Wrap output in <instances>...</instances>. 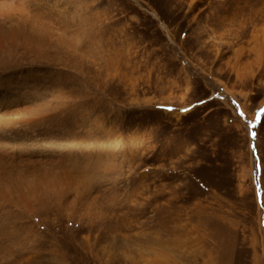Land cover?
<instances>
[{"label":"rangeland","instance_id":"obj_1","mask_svg":"<svg viewBox=\"0 0 264 264\" xmlns=\"http://www.w3.org/2000/svg\"><path fill=\"white\" fill-rule=\"evenodd\" d=\"M0 68V194L73 179L0 264H264V0H0Z\"/></svg>","mask_w":264,"mask_h":264},{"label":"bare ground","instance_id":"obj_2","mask_svg":"<svg viewBox=\"0 0 264 264\" xmlns=\"http://www.w3.org/2000/svg\"><path fill=\"white\" fill-rule=\"evenodd\" d=\"M9 25V27L8 28H6V29H4L3 31H2V33L5 35V38L8 40V41H11V40H13V39H15V38H21V34H20V32H19V28H17V27H13L12 25H11V22L8 24ZM23 30V29H22ZM24 31V30H23ZM23 35H25V33H23ZM27 37V36H26ZM44 37V36H43ZM59 40V39H58ZM9 45L10 46H12V42H10L9 43ZM3 64V63H2ZM0 69H4V68H0ZM8 103V102H7ZM10 106V105H9ZM22 147V146H21ZM16 151V150H15ZM20 152V151H19ZM39 164V163H38ZM46 170V169H45ZM44 171V170H43ZM61 171V170H60ZM40 172V171H39ZM38 173V172H37ZM64 173L65 172H63V171H61V172H51V173H44V175H43V177H41V182H40V176H39V178H38V176L36 175L35 176V174H34V176H31L30 175V177H28V178H26V176H17V179H16V183H18L17 185H15L14 187H12V188H14L13 190H11V191H9V194H8V192H6V189H5V192H4V190H3V194H6V196H10V194H11V192L12 191H14V193H16V194H20V196L23 194V196L24 195H26L28 192L30 193V192H33L35 189H38L39 190V187L41 186V185H39L40 183L42 184V182H44V180L46 181V182H48L49 181V183H48V186L51 184L52 186H53V182L51 183L50 181L53 179V178H58V181H60V180H62V178H69V177H64ZM42 174V173H41ZM69 173H67L66 175H68ZM70 175V174H69ZM45 177V178H44ZM50 177H52V179L50 178ZM44 178V180L42 181V179ZM59 178H61V179H59ZM71 178V177H70ZM69 178V179H70ZM38 180V181H37ZM54 180V179H53ZM67 181H68V179H66ZM66 180H64V181H66ZM70 180H72L73 181V179H70ZM10 181V180H9ZM55 181V180H54ZM66 181V182H67ZM70 182V181H69ZM45 183V182H44ZM62 183V182H61ZM64 183V182H63ZM62 183V184H63ZM2 184V186H3V183H1ZM6 184V183H5ZM9 184V183H8ZM12 184V183H11ZM65 185L64 186H67V184L68 183H64ZM38 185H39V187H38ZM45 185H46V183H45ZM51 185L49 186V187H51ZM57 185V187H58V184H56ZM61 185V184H60ZM1 186V185H0ZM11 186H13V185H11ZM44 186V185H43ZM38 187V188H37ZM42 187V186H41ZM40 187V188H41ZM46 188H49V187H47V185L45 186ZM61 187H63V185L62 186H60L58 189H60ZM0 188H3V187H0ZM44 188V187H43ZM53 187H51V189H52ZM54 188H55V186H54ZM56 189L57 188H55V190L53 189L52 191H56ZM42 191L40 192V193H42L43 192V189H41ZM48 190V189H47ZM60 190H62V189H60ZM59 190V191H60ZM0 191H1V189H0ZM44 191H45V189H44ZM51 191V190H50ZM27 192V193H26ZM39 192V191H38ZM49 192V191H48ZM2 192H1V199L3 198L2 197ZM13 194V193H12ZM39 194V193H38ZM39 195H42V194H39ZM5 196V195H4ZM36 197V196H35ZM23 198V197H22ZM29 198V197H28ZM20 199H21V197H20ZM11 200V199H10ZM22 200V199H21ZM24 200V199H23ZM4 201V200H3ZM7 201H9L8 199H7ZM6 201V202H7ZM5 202V201H4ZM4 204V203H3ZM89 205H93V203L92 204H87V206H89ZM70 206H74V202H72V204H70ZM85 207V206H84ZM95 209V208H94ZM88 211V210H87ZM94 214V213H93Z\"/></svg>","mask_w":264,"mask_h":264}]
</instances>
